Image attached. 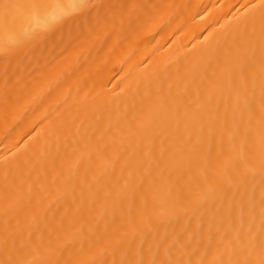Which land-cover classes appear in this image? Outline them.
<instances>
[{"label": "bare ground", "instance_id": "bare-ground-1", "mask_svg": "<svg viewBox=\"0 0 264 264\" xmlns=\"http://www.w3.org/2000/svg\"><path fill=\"white\" fill-rule=\"evenodd\" d=\"M0 264H264V0H0Z\"/></svg>", "mask_w": 264, "mask_h": 264}, {"label": "snow or ice", "instance_id": "snow-or-ice-1", "mask_svg": "<svg viewBox=\"0 0 264 264\" xmlns=\"http://www.w3.org/2000/svg\"><path fill=\"white\" fill-rule=\"evenodd\" d=\"M33 7L37 8V9H46L49 6L46 5V4L41 3V4L33 5ZM55 7L56 8H60V5H56ZM71 7L73 9H75L76 7H78V0H71ZM53 18L55 19L56 17H53Z\"/></svg>", "mask_w": 264, "mask_h": 264}]
</instances>
